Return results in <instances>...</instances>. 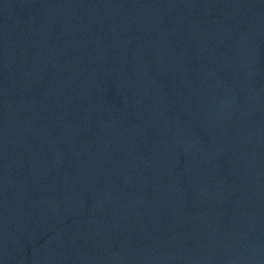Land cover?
<instances>
[{"label":"water","instance_id":"1","mask_svg":"<svg viewBox=\"0 0 264 264\" xmlns=\"http://www.w3.org/2000/svg\"><path fill=\"white\" fill-rule=\"evenodd\" d=\"M0 264H264V0H0Z\"/></svg>","mask_w":264,"mask_h":264}]
</instances>
